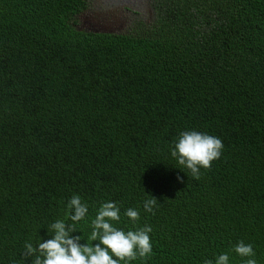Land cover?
<instances>
[{"label": "trees", "instance_id": "1", "mask_svg": "<svg viewBox=\"0 0 264 264\" xmlns=\"http://www.w3.org/2000/svg\"><path fill=\"white\" fill-rule=\"evenodd\" d=\"M156 5L117 35L77 28L88 0H0V264H32L25 244L56 220L99 243L87 238L110 201L114 227L152 228L149 257L120 264H244L241 240L264 264V0ZM192 130L224 145L199 179L171 156Z\"/></svg>", "mask_w": 264, "mask_h": 264}, {"label": "clouds", "instance_id": "2", "mask_svg": "<svg viewBox=\"0 0 264 264\" xmlns=\"http://www.w3.org/2000/svg\"><path fill=\"white\" fill-rule=\"evenodd\" d=\"M223 148L222 140L218 137L195 130L184 131L180 133L171 156L177 159L179 165L187 168L192 177L199 179L201 169H210L212 163L221 157ZM178 180L183 183L182 177H178ZM157 203L158 200L153 196L145 200V211L155 214ZM68 207L72 210L70 219L74 222L85 219L89 211L88 205L82 203L79 195L70 199ZM125 215L134 224L140 219L139 211L133 208L127 209ZM120 219V208L116 203L110 201L100 206L92 220L91 235L87 238L88 241H99L95 245L81 244L83 237L73 235L75 229L72 226L63 220H56L48 228L52 233L51 239L40 242L35 248L31 243L25 244V258H32V264H120L121 261L149 257L153 251L151 226L125 232L113 225V222H119ZM234 251L240 257L248 258L244 264H257L252 244L241 240L234 246ZM206 264H212V261ZM216 264H229V255H219Z\"/></svg>", "mask_w": 264, "mask_h": 264}, {"label": "flooded vegetation", "instance_id": "3", "mask_svg": "<svg viewBox=\"0 0 264 264\" xmlns=\"http://www.w3.org/2000/svg\"><path fill=\"white\" fill-rule=\"evenodd\" d=\"M156 6V0H88V8L78 17V28L117 35L134 33L142 22H153Z\"/></svg>", "mask_w": 264, "mask_h": 264}, {"label": "rangeland", "instance_id": "4", "mask_svg": "<svg viewBox=\"0 0 264 264\" xmlns=\"http://www.w3.org/2000/svg\"><path fill=\"white\" fill-rule=\"evenodd\" d=\"M79 19H80V18H78V24H77V28H78V26H80V27H81V21H80L81 19H80V20H79ZM84 31H87V30H85V29H84Z\"/></svg>", "mask_w": 264, "mask_h": 264}, {"label": "water", "instance_id": "5", "mask_svg": "<svg viewBox=\"0 0 264 264\" xmlns=\"http://www.w3.org/2000/svg\"><path fill=\"white\" fill-rule=\"evenodd\" d=\"M95 33H106V34H108L106 31H95Z\"/></svg>", "mask_w": 264, "mask_h": 264}]
</instances>
